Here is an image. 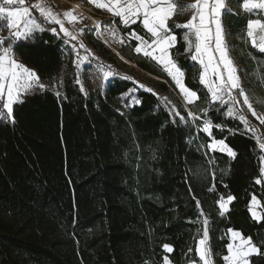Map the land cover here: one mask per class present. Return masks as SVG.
<instances>
[{
    "label": "trees",
    "instance_id": "obj_1",
    "mask_svg": "<svg viewBox=\"0 0 264 264\" xmlns=\"http://www.w3.org/2000/svg\"><path fill=\"white\" fill-rule=\"evenodd\" d=\"M239 5L227 0L232 13L223 14L224 25L233 56L263 96L264 53L244 36L246 19L261 17H246ZM33 11L44 29L12 41L13 54L42 82L61 77L62 84L26 93L14 104V123L0 119V264H164L166 256L172 264H201L196 240L205 218L211 264H226L228 229L251 237L264 253V137L258 141L238 119L212 108L194 122L181 121L147 91L122 108L120 97L133 87L127 80L116 79L105 91L100 83L83 89L72 48L78 42ZM131 29L150 40L140 23ZM172 31L171 54L185 85L199 103L208 100L183 30ZM120 52L170 80L156 62L124 47ZM161 88L168 89L165 83ZM205 118L213 123L211 137L200 129ZM213 138L236 156L211 150ZM229 195L235 199L220 215L218 201ZM253 195L261 202V220L249 211ZM249 264H264V255L253 254Z\"/></svg>",
    "mask_w": 264,
    "mask_h": 264
},
{
    "label": "snow or ice",
    "instance_id": "obj_2",
    "mask_svg": "<svg viewBox=\"0 0 264 264\" xmlns=\"http://www.w3.org/2000/svg\"><path fill=\"white\" fill-rule=\"evenodd\" d=\"M90 2L101 9H107L113 16L119 17L124 25L134 24L138 20L142 21L143 28L149 34L150 40H145L135 32L130 33V36L139 42L134 51L143 53L145 57H150L163 65L164 71L175 81L187 103L191 104L198 99L197 93L185 86L184 72L172 59L170 51L177 42V36L173 33L172 28L183 30L182 39L186 43L185 51L191 54L192 61H197L201 66L199 80L210 94L209 103L231 104L225 114L230 118L239 119L245 130L253 132L254 129L249 126V121L243 115L242 109L236 107L241 104L239 97H243L242 104L247 106V109L256 119L260 120L261 124H264V115H258L253 108L250 97L242 87L239 70L230 56V48L222 24V15L232 13L226 0H191L190 3L185 0H90ZM239 7L246 17L253 14H264V0H240ZM33 9L38 10L42 18L58 25L65 37L77 40V36L65 27V21L61 18V14L54 12L51 7L45 4L44 0H37L31 6H26L25 0H0V21H6L0 25V32L4 29L8 30L7 36L0 34V101L3 102L0 118L9 119L13 123L15 122L12 115L13 105L23 102L19 99L20 95L30 91L34 85L41 89L44 88V85L39 83V77L35 71L19 63L12 53V41L26 39L36 31H43L40 23L33 16ZM189 11L191 17L186 23H173L172 28L169 27L168 21L174 15ZM63 16L69 22H76L80 19L72 11L64 12ZM51 31L55 33L57 29L52 28ZM79 31L83 32V29ZM110 31L115 35L114 29H110ZM244 36L250 41L252 47L264 53V18H247ZM120 42H124L122 38ZM79 47L90 51L82 42ZM72 48L78 55L75 44L72 45ZM101 70L103 71V66ZM110 75H112L111 72L103 71L105 79ZM77 83L80 81L77 80ZM140 87H144V85H140ZM148 91L152 90L148 89ZM56 94L59 95V92ZM164 99L167 100V98ZM207 111L208 108L201 109L202 113L206 114ZM172 112L174 116H180V113L175 110V106H173ZM188 115L193 117V122L197 119L190 111ZM180 119L184 121L185 118L180 116ZM216 127L220 126L216 125ZM212 128L213 125L209 119L202 120V131L210 137ZM256 139L259 141L260 137H256ZM208 147L214 151L218 149L220 152H226L232 158L236 156V153L223 139L216 141L213 138V142ZM259 148L264 149V142L259 143ZM262 163H264V157H262ZM260 172L264 176V167L260 168ZM256 183L260 184L261 180L257 179ZM234 199L235 197L232 195H229L227 199L224 197L219 199L218 211L220 215L228 212V206ZM259 204L260 201L253 195L249 211L256 220L262 218L256 211V206ZM207 224L208 221L205 218L202 221V231H198L196 240V252L201 264H211ZM228 232L231 242L227 244L228 254L223 256L226 264H249V257L253 254L264 255L251 237H244L238 230L228 229ZM163 247L168 252L173 250L169 245ZM164 260L165 264H171L167 257H164Z\"/></svg>",
    "mask_w": 264,
    "mask_h": 264
},
{
    "label": "rangeland",
    "instance_id": "obj_3",
    "mask_svg": "<svg viewBox=\"0 0 264 264\" xmlns=\"http://www.w3.org/2000/svg\"><path fill=\"white\" fill-rule=\"evenodd\" d=\"M69 1L73 2V0H69ZM75 1H78L81 4L80 5L81 7L79 6V12L73 10L69 4H67L65 12L72 11L74 15L80 18L76 22H69V20L63 16L64 12L60 11L59 8L52 6V10L56 13L61 14V18L64 19L65 24L67 25L66 27L72 33H76L75 34L77 36L76 41L78 42V45H76V47L78 49V55H77V52L74 51V61H76L77 64L79 65L78 67L79 76H80L79 81L83 89H85V85H87L88 83L92 85H94L95 83H100L101 88L103 89V91H105L108 85L113 83L114 80L116 79L127 80L130 82H133V87L128 92H126L120 97V101H121L120 104L122 108L130 107L136 104V101H138V93L140 91H147V92H151L159 96L162 99L163 103H165L171 111H172L173 106H175V110L180 113V116H183L185 118L184 121H187V119L193 120V117L188 115V112L191 110L190 106H193L194 108L199 109V112H200L199 114L193 111L194 116L197 117V119L201 118L200 116L202 113L201 109L208 108L209 110V108H212L217 113L223 112L225 114L227 111V108L231 106V104L221 105L219 104V102L215 104H210L209 103L210 94H209V99L203 100L201 103H199L200 101H198L199 100L198 94H197L198 99H196L194 103H191V104L187 103L183 94L180 92L179 87L176 85L175 81L168 74L167 75L169 76L170 80H167L165 78L152 74L144 70L143 68H141L137 62L129 59L128 57H125L124 55L123 56L126 59H123L121 55H119V53H121L120 49L124 47L128 53H135V54H140L144 56L143 53H136L134 51V49L137 47L139 42L130 36V33L132 32L139 34L136 30L131 29L132 25L140 23L139 20L134 24L124 25L121 23V20L119 17H115L112 14L109 15L108 13L103 12V10L101 9H95L88 3V1H85V0H75ZM186 2L190 3L191 0H186ZM25 4L26 6L34 5V3L31 0H25ZM35 11L38 12V10H35ZM34 14L35 12L33 11V16H35ZM177 15L179 16V18L177 17ZM177 15H174L171 21L176 22V24H184L190 19L191 12L190 11L184 12L183 14L178 13ZM255 15L257 17L264 18V14H255ZM89 16H93L97 19V21L100 23L102 27V32L97 30L96 24L93 22V20L90 19ZM5 22L6 21H0V25L4 24ZM38 22L40 23L41 28L44 29L42 22L40 21ZM80 29H83V32H80L79 31ZM110 29L115 30V35L111 33ZM224 30L226 33L225 38L230 48V56L239 70L238 74L240 76L242 87L245 89L246 94L250 97V102L253 104V108L256 110L257 114L264 115V103H262L264 102V95L263 96L259 95L258 94L259 92L251 88V82H250L251 77L247 75V72L243 69L241 64L238 62L237 58H235L232 54L233 53V50L231 47L232 36L229 34V31L226 29V27ZM38 32H41V31H36L29 37L33 38ZM0 34L7 36L8 30L4 29L2 32H0ZM139 35L142 36L141 34ZM121 38L124 41L123 43L120 42ZM144 39L148 40L145 37ZM132 41H136V45H132ZM81 42L90 51H85L84 48H80L79 44ZM85 57H87V59H84ZM147 58L151 61L156 62V64H158V66L161 67V69L164 71L163 65L159 64L157 61H155L154 59L150 57H147ZM18 62L21 63L20 61ZM102 66H103V71H108L112 73V75H110L107 79H105L103 76V71L101 70ZM28 68L32 69L30 67ZM183 81H184V77H183ZM39 83L43 84L44 88L51 86L52 88L57 90L58 87L62 84V78L59 77L55 79L50 85L45 82H42L39 78ZM162 83L166 84L168 88L167 90H163L161 88ZM140 85H144V87H140ZM35 88H39V87L34 85L31 90ZM148 89H151L152 91H148ZM25 94L26 93L21 94L19 99H22V97ZM164 98H167V100H165ZM239 99L241 100V104L236 105V107L242 109L243 115L249 121V126L252 129H254L252 133L258 137L260 135L264 137V124H261L260 120L256 119V117L252 115L251 111L247 109V106L242 104L243 97H239ZM2 103L3 102L0 101V109H2ZM186 106L188 107L187 109H186ZM180 116H177V117L180 118ZM200 129L202 130V124L200 126ZM216 141H219V140H216ZM212 142H213V139L210 141L209 144H211ZM262 167H264V163ZM256 211L258 215L261 216L260 208L258 206H256ZM229 240L231 242L230 233H229ZM166 257L171 262L170 258L168 256ZM164 264H165V260H164Z\"/></svg>",
    "mask_w": 264,
    "mask_h": 264
},
{
    "label": "built area",
    "instance_id": "obj_4",
    "mask_svg": "<svg viewBox=\"0 0 264 264\" xmlns=\"http://www.w3.org/2000/svg\"><path fill=\"white\" fill-rule=\"evenodd\" d=\"M34 4L37 2V0H31ZM45 4L48 7L54 6L56 8H59L60 11L65 12L66 11V6L69 4L73 10L79 12V6L81 5L80 2L73 0V2H70L69 0H44ZM79 5V6H77Z\"/></svg>",
    "mask_w": 264,
    "mask_h": 264
},
{
    "label": "crops",
    "instance_id": "obj_5",
    "mask_svg": "<svg viewBox=\"0 0 264 264\" xmlns=\"http://www.w3.org/2000/svg\"><path fill=\"white\" fill-rule=\"evenodd\" d=\"M85 1H88V3L92 6V7H94L95 9H101V8H99V7H97L96 6V4H94V3H92V2H90V0H85ZM226 2H227V0H226ZM101 10H103V12H106V13H108L109 15L111 14L107 9H101ZM108 17H110V16H108ZM172 19V18H171ZM171 19L168 21V23H170L171 22ZM140 21V20H139ZM140 23H141V25H142V21H140ZM222 24H223V27H224V29H225V25H224V21H223V15H222ZM67 25L65 24V27H66ZM74 35L76 34V33H73ZM184 82V81H183ZM184 84H185V82H184ZM186 86V85H185ZM187 87V86H186ZM188 88V87H187ZM191 90V89H190ZM21 100V99H20ZM256 197V196H255ZM257 198V197H256ZM257 200L258 201H260L258 198H257ZM259 208H260V212H261V217H262V211H261V202H260V204L259 205H257ZM250 258V257H249ZM190 264H198V263H196V262H191Z\"/></svg>",
    "mask_w": 264,
    "mask_h": 264
},
{
    "label": "bare ground",
    "instance_id": "obj_6",
    "mask_svg": "<svg viewBox=\"0 0 264 264\" xmlns=\"http://www.w3.org/2000/svg\"><path fill=\"white\" fill-rule=\"evenodd\" d=\"M77 6H79V5H77ZM80 7H81V6H80ZM78 8H79V7H78ZM89 17H90V19L93 20V22L96 24L97 30L100 31V32H102V27H101L100 23L97 21V19H96L95 17H93V16H89ZM119 55H121V57H122L123 59H126L121 53H119ZM190 112L193 113V111H191V110H190ZM193 114H194V113H193Z\"/></svg>",
    "mask_w": 264,
    "mask_h": 264
},
{
    "label": "water",
    "instance_id": "obj_7",
    "mask_svg": "<svg viewBox=\"0 0 264 264\" xmlns=\"http://www.w3.org/2000/svg\"><path fill=\"white\" fill-rule=\"evenodd\" d=\"M188 107L186 106V109H187Z\"/></svg>",
    "mask_w": 264,
    "mask_h": 264
}]
</instances>
